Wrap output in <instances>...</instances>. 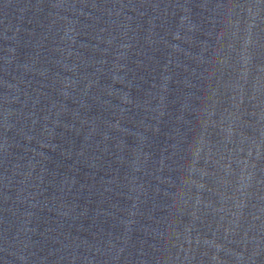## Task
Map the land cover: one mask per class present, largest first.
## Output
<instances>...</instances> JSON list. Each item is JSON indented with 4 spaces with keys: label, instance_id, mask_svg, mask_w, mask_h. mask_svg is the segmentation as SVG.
I'll return each instance as SVG.
<instances>
[{
    "label": "water",
    "instance_id": "1",
    "mask_svg": "<svg viewBox=\"0 0 264 264\" xmlns=\"http://www.w3.org/2000/svg\"><path fill=\"white\" fill-rule=\"evenodd\" d=\"M193 0H0V264H28L136 113Z\"/></svg>",
    "mask_w": 264,
    "mask_h": 264
}]
</instances>
